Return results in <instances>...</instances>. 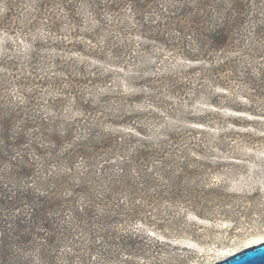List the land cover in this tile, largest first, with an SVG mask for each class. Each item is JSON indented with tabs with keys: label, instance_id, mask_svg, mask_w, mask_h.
<instances>
[{
	"label": "trees",
	"instance_id": "16d2710c",
	"mask_svg": "<svg viewBox=\"0 0 264 264\" xmlns=\"http://www.w3.org/2000/svg\"><path fill=\"white\" fill-rule=\"evenodd\" d=\"M0 33L31 46L0 57V264L131 246L118 230L146 206L190 203L177 193L203 150L257 131L239 117L264 118V0H0ZM149 50L162 66L142 78L140 100L64 56L122 71ZM169 56L184 64L164 68ZM190 98L206 105L196 119L182 107ZM151 99L156 121L143 123L134 106Z\"/></svg>",
	"mask_w": 264,
	"mask_h": 264
},
{
	"label": "rangeland",
	"instance_id": "374dc122",
	"mask_svg": "<svg viewBox=\"0 0 264 264\" xmlns=\"http://www.w3.org/2000/svg\"><path fill=\"white\" fill-rule=\"evenodd\" d=\"M5 48L11 50L9 54L14 52L15 56L16 52V56L21 57L22 54L26 57L31 51L30 44L23 38L0 33V57L7 52ZM143 55L137 67L122 71L109 63H90L70 51H66L64 56L78 61L80 65L87 62L91 68L110 73L113 78L111 86L122 87L128 100H135L139 98L142 78L160 73L158 69L162 66L157 53L149 50ZM183 64V61L173 60L169 56L163 66L167 68ZM34 90L40 94L38 98H47L44 97L47 91L39 88ZM153 99L143 100L134 106L136 113L145 116L142 117L145 118L143 123L150 120L148 118H153L151 123L156 121L157 111L153 115L147 114L152 111L149 108L150 101L155 103ZM170 103L174 107L180 102L174 100ZM205 106L204 102L192 98L182 101L188 118H198ZM69 107L67 103L64 104L65 112H69ZM130 107L132 105H128ZM33 109L47 113L43 107ZM239 119L257 131L226 132L223 143L209 145V149L203 150V157L191 164V169L196 170L197 175L184 181V190L177 193L191 198L190 203L169 204L161 201L146 206L141 215L146 218L144 221L129 223L123 231L118 230L115 234L119 241L126 238L121 235L130 236L131 246L119 245L120 249L106 247L110 253L97 249L89 256L80 251L78 257L83 260H76V255L72 264H215L245 248L263 243L264 118L249 119L242 116ZM176 125L175 119L167 122V127L174 128ZM155 192L148 191L145 194L152 195Z\"/></svg>",
	"mask_w": 264,
	"mask_h": 264
},
{
	"label": "water",
	"instance_id": "95a60500",
	"mask_svg": "<svg viewBox=\"0 0 264 264\" xmlns=\"http://www.w3.org/2000/svg\"><path fill=\"white\" fill-rule=\"evenodd\" d=\"M215 264H264V242L245 248Z\"/></svg>",
	"mask_w": 264,
	"mask_h": 264
},
{
	"label": "bare ground",
	"instance_id": "6f19581e",
	"mask_svg": "<svg viewBox=\"0 0 264 264\" xmlns=\"http://www.w3.org/2000/svg\"><path fill=\"white\" fill-rule=\"evenodd\" d=\"M262 244V243H261Z\"/></svg>",
	"mask_w": 264,
	"mask_h": 264
}]
</instances>
